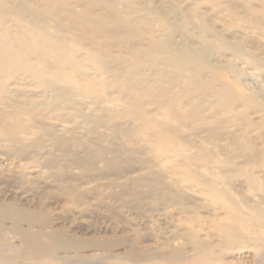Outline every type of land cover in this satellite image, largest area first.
<instances>
[{"label":"rangeland","instance_id":"374dc122","mask_svg":"<svg viewBox=\"0 0 264 264\" xmlns=\"http://www.w3.org/2000/svg\"><path fill=\"white\" fill-rule=\"evenodd\" d=\"M263 234L264 0H0L1 260L264 264Z\"/></svg>","mask_w":264,"mask_h":264},{"label":"bare ground","instance_id":"6f19581e","mask_svg":"<svg viewBox=\"0 0 264 264\" xmlns=\"http://www.w3.org/2000/svg\"><path fill=\"white\" fill-rule=\"evenodd\" d=\"M252 241H253V243H249V245L256 246L260 251L262 250L261 253H264V234L261 237L255 238ZM69 257L70 256H60L58 254H55L54 251H51L48 254V256H46L42 259H39V260H34L31 262V264H53L52 260H57V263H55V264H68L70 261ZM208 257L209 256L200 253V254H198V257L196 259H194V260L187 259V261L182 263V264H211V263L212 264H222L223 259L221 256H215L212 261H210L211 259ZM78 258L87 259V258H91V257H90V254H85L82 256H78ZM107 258H110V259L108 261L105 260L106 264H138L135 262H129V261H125V260H114V259H111V257H107ZM0 264H9V263L1 260V258H0ZM150 264H167V263L158 262V263H150Z\"/></svg>","mask_w":264,"mask_h":264}]
</instances>
